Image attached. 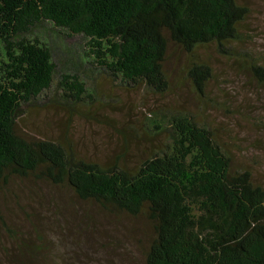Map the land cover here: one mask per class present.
<instances>
[{
  "label": "trees",
  "instance_id": "trees-1",
  "mask_svg": "<svg viewBox=\"0 0 264 264\" xmlns=\"http://www.w3.org/2000/svg\"><path fill=\"white\" fill-rule=\"evenodd\" d=\"M248 16L238 0H0V196L15 179L45 181L106 213L143 218L152 229L144 264H264V184L234 169L227 143L188 110L170 112L160 125L170 143L134 163L126 152L99 162L20 126L31 110L23 106L53 86L52 48L36 34L46 24L81 36L96 73L159 93L169 87L174 45L191 56L184 75L207 104L214 70L201 51L209 46L264 88V52L245 36ZM61 78L62 105L79 101L83 82ZM6 226L0 211V228L12 233Z\"/></svg>",
  "mask_w": 264,
  "mask_h": 264
},
{
  "label": "rangeland",
  "instance_id": "rangeland-1",
  "mask_svg": "<svg viewBox=\"0 0 264 264\" xmlns=\"http://www.w3.org/2000/svg\"><path fill=\"white\" fill-rule=\"evenodd\" d=\"M238 1L249 8L245 36L264 52V0ZM36 34L52 48L56 71L49 93L23 106L31 107L20 122L27 136L70 142L99 162L126 152L124 159L134 163L170 143L169 132L160 125H167L170 112L186 109L227 143L234 169L245 167L264 184V88L212 46L201 51L214 70L209 87L213 101L209 96L205 104L184 75L191 56L174 45L165 61L169 87L159 93L96 73L83 56L88 46L81 36L55 33L49 24ZM61 74L83 82L86 91L79 101L68 98L62 105ZM0 211L13 231L0 228V264H144L152 237L143 218L106 213L79 200L70 188L45 181L13 180L8 195L0 196Z\"/></svg>",
  "mask_w": 264,
  "mask_h": 264
}]
</instances>
